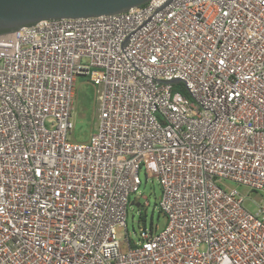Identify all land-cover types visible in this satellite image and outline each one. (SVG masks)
I'll use <instances>...</instances> for the list:
<instances>
[{
    "label": "built area",
    "instance_id": "built-area-1",
    "mask_svg": "<svg viewBox=\"0 0 264 264\" xmlns=\"http://www.w3.org/2000/svg\"><path fill=\"white\" fill-rule=\"evenodd\" d=\"M168 1L0 36V264H264V0ZM151 162L166 222L132 239Z\"/></svg>",
    "mask_w": 264,
    "mask_h": 264
},
{
    "label": "rangeland",
    "instance_id": "rangeland-1",
    "mask_svg": "<svg viewBox=\"0 0 264 264\" xmlns=\"http://www.w3.org/2000/svg\"><path fill=\"white\" fill-rule=\"evenodd\" d=\"M179 86L176 87L178 90ZM76 127L73 140L78 143L89 141L91 134L96 130L95 118V89L87 77L77 79L75 85L74 111ZM141 186L137 193L131 196V202L138 199L141 207L129 205L127 228L132 239H135L140 229L147 228L161 230L165 226V217L159 209L161 188L157 182L156 168L153 162L146 164L140 173ZM243 193L248 190L240 188ZM250 198L259 199L258 194H247ZM157 227V228H156Z\"/></svg>",
    "mask_w": 264,
    "mask_h": 264
},
{
    "label": "water",
    "instance_id": "water-1",
    "mask_svg": "<svg viewBox=\"0 0 264 264\" xmlns=\"http://www.w3.org/2000/svg\"><path fill=\"white\" fill-rule=\"evenodd\" d=\"M152 0H0V36L43 21L86 19L127 13ZM173 0H169L165 6ZM180 80H174L177 84ZM131 206L141 207L131 202Z\"/></svg>",
    "mask_w": 264,
    "mask_h": 264
},
{
    "label": "trees",
    "instance_id": "trees-1",
    "mask_svg": "<svg viewBox=\"0 0 264 264\" xmlns=\"http://www.w3.org/2000/svg\"><path fill=\"white\" fill-rule=\"evenodd\" d=\"M137 204V203H136ZM153 230V229H152Z\"/></svg>",
    "mask_w": 264,
    "mask_h": 264
}]
</instances>
